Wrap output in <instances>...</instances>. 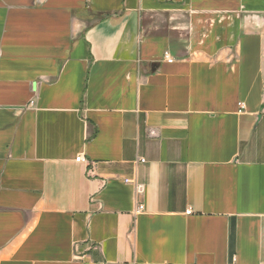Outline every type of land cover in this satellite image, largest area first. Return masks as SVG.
<instances>
[{
  "label": "crops",
  "instance_id": "crops-1",
  "mask_svg": "<svg viewBox=\"0 0 264 264\" xmlns=\"http://www.w3.org/2000/svg\"><path fill=\"white\" fill-rule=\"evenodd\" d=\"M0 264H264V0H0Z\"/></svg>",
  "mask_w": 264,
  "mask_h": 264
},
{
  "label": "built area",
  "instance_id": "built-area-1",
  "mask_svg": "<svg viewBox=\"0 0 264 264\" xmlns=\"http://www.w3.org/2000/svg\"><path fill=\"white\" fill-rule=\"evenodd\" d=\"M164 58L166 59V61H167L168 63H171V62H172V59L169 58V55H168L167 53H164ZM239 106H240V109H243V105H242V104H240ZM80 160H81V157H77V158H76V161H77V162H79ZM143 162H144V161H143ZM126 182H129V181L126 180ZM137 210H138V211L143 210V206H142V205H139ZM186 214H190V211H187Z\"/></svg>",
  "mask_w": 264,
  "mask_h": 264
}]
</instances>
